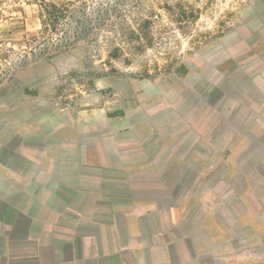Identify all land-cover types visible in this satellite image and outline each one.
<instances>
[{
	"label": "rangeland",
	"instance_id": "374dc122",
	"mask_svg": "<svg viewBox=\"0 0 264 264\" xmlns=\"http://www.w3.org/2000/svg\"><path fill=\"white\" fill-rule=\"evenodd\" d=\"M69 1L83 14L78 0H0V189L6 171H37L26 157L78 161L99 142L114 160L117 146H134L171 158L163 187L135 179L144 194L164 206L187 195L188 219L210 216L213 202L220 218L224 204L254 220L243 207L264 205V192L245 194L264 175V0H85L90 31L61 47L62 33L40 34L43 4ZM247 230L234 229L240 251ZM251 253L235 263L264 264Z\"/></svg>",
	"mask_w": 264,
	"mask_h": 264
},
{
	"label": "crops",
	"instance_id": "0c3cea01",
	"mask_svg": "<svg viewBox=\"0 0 264 264\" xmlns=\"http://www.w3.org/2000/svg\"><path fill=\"white\" fill-rule=\"evenodd\" d=\"M89 144L91 155L84 150L78 161L26 157L34 160L37 171L3 172L0 264H236L235 255H254V249L264 255L262 233L257 242L246 240L251 229H264L263 204L243 207L246 214L255 215L250 221L235 220L233 208L224 204L220 208L228 218H220L215 213L219 204L213 202L210 216L188 219L187 195L164 206L134 182L142 175L157 176L158 188L163 187L171 174L167 154L159 161L134 146H117L113 160L103 143ZM65 164L76 165L75 170H62ZM124 178L130 186L122 185ZM261 178V188L249 178L245 184V194L253 200L264 192L263 174ZM211 196L217 198V191L212 189ZM235 227L248 229L242 251L234 245ZM251 261L248 257L247 264Z\"/></svg>",
	"mask_w": 264,
	"mask_h": 264
},
{
	"label": "trees",
	"instance_id": "16d2710c",
	"mask_svg": "<svg viewBox=\"0 0 264 264\" xmlns=\"http://www.w3.org/2000/svg\"><path fill=\"white\" fill-rule=\"evenodd\" d=\"M78 1L82 6L81 8L86 11L87 1ZM72 3L73 2L69 1L65 5L60 6L52 2L43 4L44 15L43 20L41 21L40 34L48 37L49 34L62 33L63 36H61L59 39H56V45L61 47H73V45L76 44L80 38L85 37L86 32L90 31L91 29H88V23H90V20H88V18L84 15L85 11L83 14H81L82 12L80 11V8L78 10L72 11L70 7ZM75 14H78V18L76 19H74ZM73 23L74 25L72 27L71 24Z\"/></svg>",
	"mask_w": 264,
	"mask_h": 264
}]
</instances>
